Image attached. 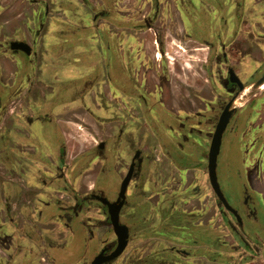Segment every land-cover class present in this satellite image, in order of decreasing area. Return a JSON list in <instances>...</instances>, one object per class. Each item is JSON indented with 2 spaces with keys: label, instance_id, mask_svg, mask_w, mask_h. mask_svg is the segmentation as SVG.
I'll return each mask as SVG.
<instances>
[{
  "label": "flooded vegetation",
  "instance_id": "flooded-vegetation-1",
  "mask_svg": "<svg viewBox=\"0 0 264 264\" xmlns=\"http://www.w3.org/2000/svg\"><path fill=\"white\" fill-rule=\"evenodd\" d=\"M57 39L121 74L52 102L31 71ZM263 76L264 0H0V264H264V92L228 109L219 195L208 175L228 105Z\"/></svg>",
  "mask_w": 264,
  "mask_h": 264
},
{
  "label": "rangeland",
  "instance_id": "rangeland-1",
  "mask_svg": "<svg viewBox=\"0 0 264 264\" xmlns=\"http://www.w3.org/2000/svg\"><path fill=\"white\" fill-rule=\"evenodd\" d=\"M64 30L67 31V28H64ZM57 38L60 39L61 34L57 35ZM76 51L77 47H74V43L71 40L64 39L63 43H59L57 39V42L51 43L46 55L41 59V65H39L40 62L33 65V70L31 72L42 76L38 77L43 81V84L46 83L45 85L48 86L52 102H55L57 99L61 100L60 98L62 95V100L67 104L69 103L72 93L69 86L73 85L72 82L74 79L76 83L79 80L86 79L92 86L97 85V87H102V85L108 86L106 81L108 76L118 79L119 74H121L119 71L120 60L118 58L115 59L112 57L110 60L108 59V65L105 64L107 59L96 58V54L101 51L99 45L94 46L92 49H85L81 53L80 51H77L78 53ZM170 51L178 61L187 62L186 55L179 48L172 47ZM90 52L95 57L92 58ZM75 57H77V59ZM95 59L96 61L94 62ZM98 59L99 61H97ZM186 66L190 69L189 65ZM247 78H249L248 74H243L241 76L242 80ZM190 82H192V80H190ZM80 85H82V87L84 86L83 83L80 82L76 86ZM56 105H58V103H55L53 106V113L55 114L58 113V111L55 110ZM70 107L71 105H67L65 112H67ZM251 231L254 234V241L259 242V245H263L261 247L264 250V209L259 208L258 218L251 225ZM78 240L79 239L76 237L71 240L72 248L75 247ZM68 257L69 255L66 256V258Z\"/></svg>",
  "mask_w": 264,
  "mask_h": 264
},
{
  "label": "water",
  "instance_id": "water-1",
  "mask_svg": "<svg viewBox=\"0 0 264 264\" xmlns=\"http://www.w3.org/2000/svg\"><path fill=\"white\" fill-rule=\"evenodd\" d=\"M11 46L14 48H17V49H21V50L25 51L26 53L29 52L28 46L22 42L21 43H12ZM231 105H232V102L228 105L224 115L221 118V121L217 125V128L215 130L214 136H213L212 141H211L209 153H208V175H209L211 185H212L214 191L218 195H219V188H218V183L216 181V173H215L216 157H217V153L219 150L221 133L225 127L227 116L229 114L228 109L231 107ZM127 181H128V179L126 178L122 182L117 201L109 204L110 218H111V222L113 224V228H114V231L117 235V240H118L117 248L112 253L110 258L117 256L123 250V248L126 245L127 238H128L127 227L124 225H120L118 222V211H119V208L121 207L122 202H123L122 199L124 196ZM118 201H119V203H118ZM100 261H101V257L97 256L92 264H99Z\"/></svg>",
  "mask_w": 264,
  "mask_h": 264
},
{
  "label": "bare ground",
  "instance_id": "bare-ground-1",
  "mask_svg": "<svg viewBox=\"0 0 264 264\" xmlns=\"http://www.w3.org/2000/svg\"><path fill=\"white\" fill-rule=\"evenodd\" d=\"M262 92H264V77H261L257 81L246 84L235 97L232 108L244 107L253 97Z\"/></svg>",
  "mask_w": 264,
  "mask_h": 264
}]
</instances>
